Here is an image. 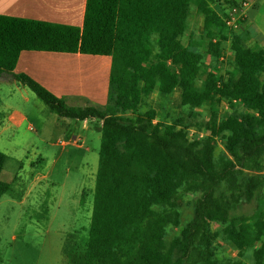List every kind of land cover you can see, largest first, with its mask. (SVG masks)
I'll return each mask as SVG.
<instances>
[{
  "label": "trees",
  "instance_id": "1",
  "mask_svg": "<svg viewBox=\"0 0 264 264\" xmlns=\"http://www.w3.org/2000/svg\"><path fill=\"white\" fill-rule=\"evenodd\" d=\"M192 1L85 0L81 27L0 15V80L14 78L59 117L101 122L82 264H220L218 237L240 253L262 241L254 231L264 226V211L248 216V226L237 225L245 218L231 215L239 197L214 198L213 191L227 181L230 190L241 189L251 202L264 181L256 174L264 163V47L246 46L245 32L227 27L210 6L214 0H197L202 33L196 40L189 33L183 45ZM224 41L236 65L219 77L216 59L204 65L192 47L197 43L203 53L218 55ZM22 51L109 56L110 104L104 109L70 106L27 74H14ZM177 90L180 106L238 103L247 113L218 121L212 108L205 123L210 134L189 139L185 128L158 121L155 110L140 111L143 98L157 93L159 107L168 113L165 106ZM215 136L227 152L219 163ZM5 159L0 152V198L11 187L1 178ZM243 170L250 173L241 175ZM179 190L201 194L180 236L167 241L168 218L160 209H174L177 226ZM212 224L219 227L211 229ZM176 250L180 256L174 258ZM262 251L254 252L255 264H261Z\"/></svg>",
  "mask_w": 264,
  "mask_h": 264
},
{
  "label": "rangeland",
  "instance_id": "2",
  "mask_svg": "<svg viewBox=\"0 0 264 264\" xmlns=\"http://www.w3.org/2000/svg\"><path fill=\"white\" fill-rule=\"evenodd\" d=\"M217 1L210 6L223 18L236 6ZM234 1L240 3L241 0ZM196 5L197 0H193L188 28L180 38L183 45L188 44L189 33L196 35L195 40L202 33V19L195 12ZM231 31H236V28ZM192 48L201 56L204 65L216 59L215 68L219 77H225L227 71L233 70L236 65L228 41L222 43L218 55L203 53L197 43ZM196 83L200 90V78ZM25 93L28 101L24 118L17 121L16 133L12 128L9 134H5L6 137L13 136V144L0 137V152L6 157L1 178L11 183L9 192L0 198V264H82L98 168L101 122L93 119L84 124L81 120L59 117L51 113L29 88H25ZM108 97L109 84L108 92L100 90L92 97H76L67 102L75 107L92 105L104 109L110 104ZM159 106L158 95L153 93L143 98L140 111L155 110L158 121L174 123L177 129L185 128L189 139L210 134L205 123L211 116L212 108L217 111L218 121L229 114L238 117L247 113L238 103L232 107L225 102L213 105L204 102L201 107L180 106L178 90L165 106L168 113ZM6 119L0 106V125ZM214 139L215 162L219 163L220 157H225L227 152L223 139L219 136ZM242 173L250 171L243 170ZM256 174L264 179V163ZM229 186L227 181L220 183L213 191V197L229 200L230 196L239 197L231 215L244 216V220L236 224L248 226L251 223L248 216L264 211V181L251 202L245 200L241 189L230 190ZM200 194L201 191H178L175 200L179 213L177 226L173 223L174 209L162 206L160 211L168 218L165 228L167 241L180 236L182 228L192 218L194 204ZM218 227V224H212L211 229ZM254 233L261 234L262 241L254 242L243 253L218 237L215 246L219 263L255 264L254 252L258 248L263 249L261 253L264 252V226L259 233ZM178 256L180 252L176 250L174 258Z\"/></svg>",
  "mask_w": 264,
  "mask_h": 264
},
{
  "label": "crops",
  "instance_id": "3",
  "mask_svg": "<svg viewBox=\"0 0 264 264\" xmlns=\"http://www.w3.org/2000/svg\"><path fill=\"white\" fill-rule=\"evenodd\" d=\"M214 2L218 3L217 0ZM221 2V3H220ZM219 4L245 5L242 21L236 33L245 32L244 44L250 48L264 47V0H221ZM85 0H0V15L31 20L60 23L81 27ZM229 11V10H227ZM226 11V12H227ZM219 15V11L217 13ZM111 67L109 56L80 53L22 51L14 74L24 73L58 97L67 101L76 97H92L99 91L108 92ZM4 76V75H3ZM25 86L14 78L0 80V106L7 119L0 125V137L13 144V136L6 137L17 121L24 118L27 109ZM68 103V102H67ZM88 120L84 121V124ZM12 134V133H11ZM246 256L249 257V254Z\"/></svg>",
  "mask_w": 264,
  "mask_h": 264
},
{
  "label": "built area",
  "instance_id": "4",
  "mask_svg": "<svg viewBox=\"0 0 264 264\" xmlns=\"http://www.w3.org/2000/svg\"><path fill=\"white\" fill-rule=\"evenodd\" d=\"M245 4H243V5H240V6H238V5H236V6H234L232 9H231V11H230V13L226 16V17H224V21H225V23H226V25H227V27L230 29V30H232L233 28H236V27H238V22L240 21V20H242V9L240 8V7H242V6H244ZM238 7V8H237ZM240 13V14H237V13ZM238 20V21H237ZM237 24V25H236ZM30 129H32L31 128V126L29 127ZM261 264H264V252L261 254Z\"/></svg>",
  "mask_w": 264,
  "mask_h": 264
}]
</instances>
